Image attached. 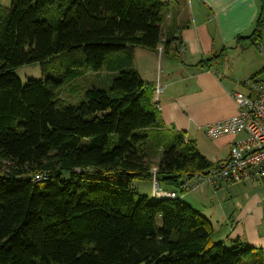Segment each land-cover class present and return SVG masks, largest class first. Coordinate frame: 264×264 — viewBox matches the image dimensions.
I'll return each instance as SVG.
<instances>
[{
  "label": "trees",
  "instance_id": "1",
  "mask_svg": "<svg viewBox=\"0 0 264 264\" xmlns=\"http://www.w3.org/2000/svg\"><path fill=\"white\" fill-rule=\"evenodd\" d=\"M259 1L243 46L262 41ZM165 10L164 0L0 5V264H264V249L214 242L212 223L179 198L133 188L154 182L156 169L158 186L178 193L213 166L184 134L166 130L132 67L136 47L162 44ZM120 54L125 66L109 84L87 87L75 106L60 98L66 83L75 88ZM59 59L62 79L23 83L14 73Z\"/></svg>",
  "mask_w": 264,
  "mask_h": 264
},
{
  "label": "crops",
  "instance_id": "2",
  "mask_svg": "<svg viewBox=\"0 0 264 264\" xmlns=\"http://www.w3.org/2000/svg\"><path fill=\"white\" fill-rule=\"evenodd\" d=\"M11 2L0 0V5L8 8ZM164 2L162 44L157 50L136 47L132 67L149 84L166 130L184 134L214 165L227 159L232 145L245 137L239 134L210 138L205 130L237 114L233 93H247L245 82L264 70L262 62L254 63L242 53L249 42L245 46L238 43L239 38L253 35L261 2ZM123 55L109 60V67L101 72L104 73L99 80L102 85L109 84L125 66ZM218 55L223 58L211 61ZM237 61L241 64H236ZM158 187L162 192H176L171 186ZM178 198L212 223L214 242L233 247L240 241L249 247L264 249V182L259 178L249 174L243 182L217 190L203 184L192 192L178 191Z\"/></svg>",
  "mask_w": 264,
  "mask_h": 264
},
{
  "label": "built area",
  "instance_id": "3",
  "mask_svg": "<svg viewBox=\"0 0 264 264\" xmlns=\"http://www.w3.org/2000/svg\"><path fill=\"white\" fill-rule=\"evenodd\" d=\"M262 53L264 48L259 45ZM247 93H233L238 112L235 116L209 125L205 132L210 138L225 135L244 134L245 137L232 145L230 156L214 164L206 174L185 180L181 186L182 193L197 190L208 184L215 190L224 185L243 182L249 174L264 182V83L249 80L245 83ZM154 174V191L152 199H177L176 192L160 191ZM43 176L35 177L39 181Z\"/></svg>",
  "mask_w": 264,
  "mask_h": 264
},
{
  "label": "rangeland",
  "instance_id": "4",
  "mask_svg": "<svg viewBox=\"0 0 264 264\" xmlns=\"http://www.w3.org/2000/svg\"><path fill=\"white\" fill-rule=\"evenodd\" d=\"M7 7L9 8L10 4ZM259 44L260 47L262 46L264 48V31L263 39ZM242 53L247 54L254 63L262 62V65H264V53L261 52L258 45H251L249 43L246 45V49ZM235 63L238 65L241 64L240 61ZM62 66H64V62L59 59L44 66L40 64L25 65L14 70V73L23 83H27L29 80H45L47 77L53 76L62 79L63 74L60 72ZM103 76L104 73H101L100 75H97L96 73H88L85 78L77 81L75 88H72V84L66 83L59 91V96L65 101L66 105L75 106L80 103L87 87L94 85L99 87L102 86L99 80L103 79ZM154 187V182L151 181L135 182L133 184V188L137 189L140 195L147 196L148 198L151 197ZM158 225H161V218L158 219Z\"/></svg>",
  "mask_w": 264,
  "mask_h": 264
},
{
  "label": "water",
  "instance_id": "5",
  "mask_svg": "<svg viewBox=\"0 0 264 264\" xmlns=\"http://www.w3.org/2000/svg\"><path fill=\"white\" fill-rule=\"evenodd\" d=\"M256 82L264 83V72L257 77Z\"/></svg>",
  "mask_w": 264,
  "mask_h": 264
}]
</instances>
